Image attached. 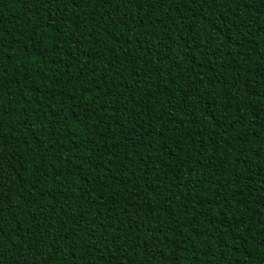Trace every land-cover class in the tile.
<instances>
[{
    "label": "trees",
    "instance_id": "trees-1",
    "mask_svg": "<svg viewBox=\"0 0 264 264\" xmlns=\"http://www.w3.org/2000/svg\"><path fill=\"white\" fill-rule=\"evenodd\" d=\"M0 264H264V0H0Z\"/></svg>",
    "mask_w": 264,
    "mask_h": 264
}]
</instances>
